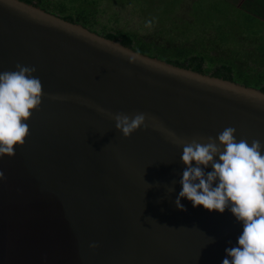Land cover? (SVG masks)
Segmentation results:
<instances>
[{"label": "water", "instance_id": "95a60500", "mask_svg": "<svg viewBox=\"0 0 264 264\" xmlns=\"http://www.w3.org/2000/svg\"><path fill=\"white\" fill-rule=\"evenodd\" d=\"M17 64L36 69L42 103L0 159V264H221L242 226L186 198L177 209L183 146L168 132L206 143L233 127L264 145L263 90L0 0V72ZM117 113L147 127L125 138Z\"/></svg>", "mask_w": 264, "mask_h": 264}, {"label": "clouds", "instance_id": "9594fccd", "mask_svg": "<svg viewBox=\"0 0 264 264\" xmlns=\"http://www.w3.org/2000/svg\"><path fill=\"white\" fill-rule=\"evenodd\" d=\"M16 69L0 72V159L13 157L14 146H23L29 135L27 121L42 103V83L33 75L36 69L20 64ZM113 119L125 138L147 127L144 113H117ZM168 136L183 146L185 170L175 201L177 209L186 211L181 203L185 198L194 208L203 206L209 212L222 214L227 209L242 231L236 243L229 242L231 246L225 248L221 264H264V145L259 140L250 144L246 139L237 140L233 127L215 138L207 137L206 143L186 142L170 131ZM209 166L211 170L206 171ZM3 176L0 171V179Z\"/></svg>", "mask_w": 264, "mask_h": 264}, {"label": "rangeland", "instance_id": "374dc122", "mask_svg": "<svg viewBox=\"0 0 264 264\" xmlns=\"http://www.w3.org/2000/svg\"><path fill=\"white\" fill-rule=\"evenodd\" d=\"M88 3L95 8L89 28L100 34L123 29L150 36L161 33L165 25L174 34L181 31L188 41L211 36L220 44L217 51L221 56L226 53L264 70V0H43L40 7L61 16V10L80 15L81 5ZM176 16L180 20L173 24ZM181 19L189 22V27ZM209 65L207 61L205 67Z\"/></svg>", "mask_w": 264, "mask_h": 264}, {"label": "trees", "instance_id": "16d2710c", "mask_svg": "<svg viewBox=\"0 0 264 264\" xmlns=\"http://www.w3.org/2000/svg\"><path fill=\"white\" fill-rule=\"evenodd\" d=\"M24 1L40 6V3L43 0ZM88 4L81 5L83 14L75 15L73 13H67L66 10H61L63 13L62 17L72 22L82 23L89 27V24L91 23L90 17L95 14L93 13L95 11L93 9L95 8H90L89 6L91 3ZM85 13H89V15ZM179 20L180 16H176L172 22L175 24ZM181 21H183L184 25L185 23L187 25L189 24V22H186L185 20L181 19ZM176 28L181 30V27L177 26ZM160 32L161 33L155 35L140 36L131 31L120 29L117 31L105 32L103 35L110 39L118 40L126 46L142 53L162 58L178 66L193 69L201 73H208L227 80L240 82L248 86H254L264 91V70L260 71L257 68L248 66V64L245 65L244 63L229 57L226 53L221 56V52L217 51V47L220 44H216V42L210 38L211 36L207 40H203L199 37L193 42L188 41L189 38L186 35L184 36L181 31L178 34H174L172 29L165 25L162 26ZM177 41L181 42L179 43ZM207 61H210V67H205ZM212 65H214V68L211 67Z\"/></svg>", "mask_w": 264, "mask_h": 264}]
</instances>
